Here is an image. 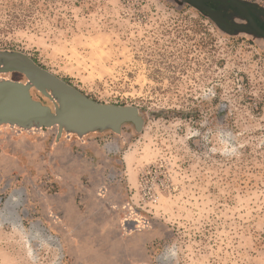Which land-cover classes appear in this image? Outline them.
Returning a JSON list of instances; mask_svg holds the SVG:
<instances>
[{
  "label": "rangeland",
  "instance_id": "obj_1",
  "mask_svg": "<svg viewBox=\"0 0 264 264\" xmlns=\"http://www.w3.org/2000/svg\"><path fill=\"white\" fill-rule=\"evenodd\" d=\"M0 49L146 118L126 143L0 136V264H264V37L175 0H0ZM126 200L149 227L123 243Z\"/></svg>",
  "mask_w": 264,
  "mask_h": 264
},
{
  "label": "water",
  "instance_id": "obj_2",
  "mask_svg": "<svg viewBox=\"0 0 264 264\" xmlns=\"http://www.w3.org/2000/svg\"><path fill=\"white\" fill-rule=\"evenodd\" d=\"M175 1L195 8L228 35L244 33L264 36V30L257 26L250 13V10L256 8L255 5H248L241 0ZM208 3H212V6ZM229 9H232V12ZM236 19H240L241 22H236ZM15 72L23 74L27 82L13 80L11 75ZM32 73L44 78L45 81L38 83L32 77ZM0 82V136L7 135L1 143L18 137L24 139L37 135L44 137L47 131H55L53 149L61 142L67 145L75 143L87 146L90 137L104 134L117 136L123 143H126L125 127L130 126L134 134H140L145 127V114L139 108L103 104L92 100L74 86L38 66L31 58L19 51L0 49ZM32 88H36L41 95L50 100L52 108L34 100L31 97ZM32 187L45 202L53 222L64 229L70 241L76 242V238L80 237L77 236L80 232L64 224L53 210L52 199L45 196L35 184ZM86 191L93 196L89 190L86 189ZM104 192H107V195L104 196ZM96 193L97 197L101 193V198L108 200L109 192L104 183H100ZM109 204L113 211L128 210L149 219L147 214L135 208L129 200H126L122 206L110 201ZM123 219V234L120 236L123 243L130 240L129 237L145 230L128 231L125 227L126 218ZM89 226L93 227L94 224L91 223ZM86 234L90 233L86 232ZM139 264H148V262Z\"/></svg>",
  "mask_w": 264,
  "mask_h": 264
},
{
  "label": "flooded vegetation",
  "instance_id": "obj_3",
  "mask_svg": "<svg viewBox=\"0 0 264 264\" xmlns=\"http://www.w3.org/2000/svg\"><path fill=\"white\" fill-rule=\"evenodd\" d=\"M208 5L212 6V3H208ZM262 8L263 7L261 5L256 6V8L254 10H250V13H251V16L253 17V19L255 20L257 26L259 28H261L262 30H264V8L263 9ZM230 10L232 11V9H230ZM259 36L264 37L263 35H259ZM14 74H19L22 77V79L15 80L13 77ZM11 78L15 81L24 82V83L27 82L26 77L21 73H16V72L12 73ZM36 94H37V96H36ZM31 97L34 100L39 101V102L43 103L44 105L52 108V102L50 100H48L46 97H44L43 95H41V93L36 88L31 89ZM47 132H49V131H47ZM38 138H42V137H40L38 135L35 137H32V136L28 137L29 140L30 139L31 140L38 139Z\"/></svg>",
  "mask_w": 264,
  "mask_h": 264
},
{
  "label": "bare ground",
  "instance_id": "obj_4",
  "mask_svg": "<svg viewBox=\"0 0 264 264\" xmlns=\"http://www.w3.org/2000/svg\"><path fill=\"white\" fill-rule=\"evenodd\" d=\"M32 77L38 83H43L45 81L44 78H42V77H40L34 73H32ZM0 84H1V82H0ZM103 194L105 196V195H107V192H104ZM98 197L99 198L101 197V193L98 194ZM102 197H103V195H102ZM144 220L145 219L143 217H141L139 214H136L134 212L127 210L125 227L128 231H132V232H134L136 230L148 228L149 226ZM78 242H79V239L76 240V243H78ZM78 245H79V243H78ZM110 256L112 257L111 254H110Z\"/></svg>",
  "mask_w": 264,
  "mask_h": 264
}]
</instances>
